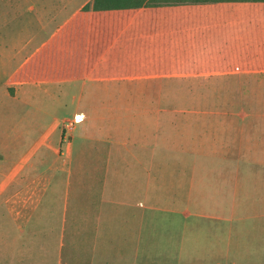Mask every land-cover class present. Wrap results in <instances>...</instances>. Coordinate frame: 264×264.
<instances>
[{"label": "crops", "instance_id": "obj_1", "mask_svg": "<svg viewBox=\"0 0 264 264\" xmlns=\"http://www.w3.org/2000/svg\"><path fill=\"white\" fill-rule=\"evenodd\" d=\"M0 1L17 16L0 31V98L16 108L67 118L70 101L79 125L90 115L80 104L113 101L103 87L190 78L194 94L206 91L190 110L186 209L156 212L153 229L121 223L107 206L112 189L68 172L72 159L17 158L10 165L22 170L0 169V264H264V3L85 11L93 0ZM56 211L52 238L45 217ZM144 236L155 257L140 251Z\"/></svg>", "mask_w": 264, "mask_h": 264}, {"label": "rangeland", "instance_id": "obj_2", "mask_svg": "<svg viewBox=\"0 0 264 264\" xmlns=\"http://www.w3.org/2000/svg\"><path fill=\"white\" fill-rule=\"evenodd\" d=\"M1 2L0 31L15 29L17 16L14 12L3 14ZM142 84L132 89L103 87V97L109 99L111 95L113 101L80 104V109L90 115L79 125L74 124L71 115L78 107L70 101L66 103L69 117L65 118L55 117V112L37 115L29 108H16L8 98H0V169L22 170V163L31 155L72 159L68 172L83 175L89 180L85 184L112 189L106 191L105 198L114 215L122 211L116 220L125 223L132 219L134 226L138 219L145 220V225L153 229L156 212L187 207V165L193 146L191 126L195 124L190 110L193 99L206 97V91L198 95L195 90L194 94L190 78L168 79L164 88L151 89ZM199 113V117L205 116ZM17 158L22 163L10 165ZM211 162V157L197 155L198 164ZM217 194L206 197L213 210L218 208ZM97 196L100 199L101 193ZM55 206L60 207V202ZM46 215V221L56 228L52 238H57V217L61 214L56 211ZM150 241L146 238L143 250L123 247L120 251L133 255L140 250L155 257L159 250L152 249Z\"/></svg>", "mask_w": 264, "mask_h": 264}, {"label": "trees", "instance_id": "obj_3", "mask_svg": "<svg viewBox=\"0 0 264 264\" xmlns=\"http://www.w3.org/2000/svg\"><path fill=\"white\" fill-rule=\"evenodd\" d=\"M264 3V0H93L92 7L86 5L83 10L107 11L114 9H137L141 7H159L167 5H198L217 3Z\"/></svg>", "mask_w": 264, "mask_h": 264}, {"label": "built area", "instance_id": "obj_4", "mask_svg": "<svg viewBox=\"0 0 264 264\" xmlns=\"http://www.w3.org/2000/svg\"><path fill=\"white\" fill-rule=\"evenodd\" d=\"M82 120V116H79V115H77V116H75L74 117V123H79L80 121Z\"/></svg>", "mask_w": 264, "mask_h": 264}]
</instances>
